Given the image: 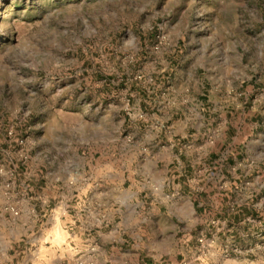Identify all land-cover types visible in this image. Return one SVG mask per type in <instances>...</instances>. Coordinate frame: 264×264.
<instances>
[{
    "label": "rangeland",
    "instance_id": "1",
    "mask_svg": "<svg viewBox=\"0 0 264 264\" xmlns=\"http://www.w3.org/2000/svg\"><path fill=\"white\" fill-rule=\"evenodd\" d=\"M154 152L229 155L248 172L204 194L182 264H264V0H0V264L58 251L103 264L132 248L83 191ZM62 201L70 222L53 226Z\"/></svg>",
    "mask_w": 264,
    "mask_h": 264
},
{
    "label": "crops",
    "instance_id": "2",
    "mask_svg": "<svg viewBox=\"0 0 264 264\" xmlns=\"http://www.w3.org/2000/svg\"><path fill=\"white\" fill-rule=\"evenodd\" d=\"M202 125L201 122L200 126ZM195 126L198 130V122ZM204 142L201 138L200 142L196 143L197 146H201L198 152L206 150ZM232 142H223L226 147L224 153L229 152ZM46 152L51 154L49 149H46ZM211 152L216 151L212 149ZM243 153L248 156L246 145L240 147L238 153L243 156L242 161L245 159ZM153 154V159L147 160L134 157L137 160L135 168L139 169H136L138 170L136 172L132 171V177L126 178L123 175L122 168H125V165L116 164L118 169L110 165L111 169L108 170L111 171L106 172L102 168L98 174V193L93 191L91 184L83 191L85 195L83 202L89 204L95 202L100 206V211L102 208L105 215L109 214L111 227L107 232L108 237L117 238L124 244L133 242L132 248L124 245L121 251H118V255L106 256L103 264H182L183 260L179 259L182 254L184 256L186 246L196 244L192 232L208 221L204 220L207 208L202 207L204 194L205 197L210 193L217 194L214 188L219 179L248 174L243 173L244 169L240 167L245 163L229 155H222L221 158L215 154L213 158L210 157L208 164L202 166V161L198 162L195 158L189 159L174 154L175 159H172L169 155L155 152ZM159 169H162V173H159ZM61 175L59 173L56 177L59 183L63 182ZM171 188L176 196H172ZM42 189L43 200L45 197L46 199L52 197L51 192L45 194L47 189ZM66 205L63 201L58 205L54 204L50 216L53 226L56 223L66 226L70 222ZM37 214L43 217L40 210ZM7 230L9 237L6 238L15 239L14 226H8ZM65 233L63 230L62 234L67 239L69 235L68 232ZM2 242L0 253L8 257L6 241ZM36 254H41V251ZM52 254L54 256H50L51 264L68 263L67 257H64L61 251Z\"/></svg>",
    "mask_w": 264,
    "mask_h": 264
},
{
    "label": "built area",
    "instance_id": "3",
    "mask_svg": "<svg viewBox=\"0 0 264 264\" xmlns=\"http://www.w3.org/2000/svg\"><path fill=\"white\" fill-rule=\"evenodd\" d=\"M199 242L201 243V245L204 244V241L202 238L199 239Z\"/></svg>",
    "mask_w": 264,
    "mask_h": 264
}]
</instances>
